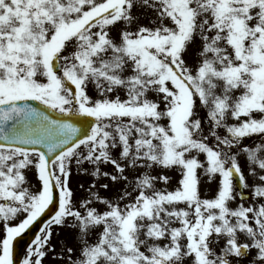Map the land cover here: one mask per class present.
Masks as SVG:
<instances>
[{"label": "snow or ice", "instance_id": "1", "mask_svg": "<svg viewBox=\"0 0 264 264\" xmlns=\"http://www.w3.org/2000/svg\"><path fill=\"white\" fill-rule=\"evenodd\" d=\"M50 206L20 264H264V0H0V264Z\"/></svg>", "mask_w": 264, "mask_h": 264}, {"label": "rangeland", "instance_id": "2", "mask_svg": "<svg viewBox=\"0 0 264 264\" xmlns=\"http://www.w3.org/2000/svg\"><path fill=\"white\" fill-rule=\"evenodd\" d=\"M141 11H142V10H141ZM245 143H246V144H251L252 141H251V140H245ZM84 167H86V168H90L91 166H90L89 164L86 163V164L84 165ZM105 170H109V171H111V165H108V166L106 167ZM157 171H159V169H157ZM168 174H169V175H172L173 177H175V175H176L175 173H171V172L168 173ZM28 179H29V181H30L33 185L37 184V178H36V175H35L34 172H30V173H28ZM92 179H93V178H92L90 175L77 174V172H76V170H75V168H74V169H73V175H72V178H71V186L73 187V189L77 190V193H78V194H80V193L82 192V190L79 189L78 185H79L80 183H83V184H85V186H87L88 183H90ZM174 184H175V180H173V186H174ZM160 186L163 187L162 184H161ZM212 187L214 188V185H213ZM206 192L208 193L209 196L211 195V193L208 192V186H207L206 184L201 185V193H202V195H204ZM237 199H238V198H237ZM58 231H60V230H58ZM62 239H63V232L60 231V234H59V235L54 234V236H53V243H54V244H58ZM241 240L243 241L244 238L241 237ZM57 250H59V249H57ZM253 252H254V250H253ZM26 253H27V248L25 249V251H24V253H23L22 257H21L20 262L23 260V258H24V256L26 255ZM19 264H20V263H19ZM45 264H61V261L58 260V259H53L52 254L49 253V256L45 259Z\"/></svg>", "mask_w": 264, "mask_h": 264}, {"label": "water", "instance_id": "3", "mask_svg": "<svg viewBox=\"0 0 264 264\" xmlns=\"http://www.w3.org/2000/svg\"><path fill=\"white\" fill-rule=\"evenodd\" d=\"M34 106L43 108L42 105H39L37 102H32ZM74 122H76L74 120ZM43 150V149H42ZM54 206H50L44 214L41 215L30 227L22 234L20 237H17L13 243V264H18L25 247L30 243L33 237L38 233L40 227L43 223L50 218L54 213Z\"/></svg>", "mask_w": 264, "mask_h": 264}]
</instances>
